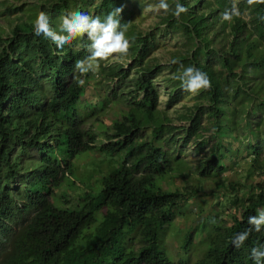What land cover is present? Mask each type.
<instances>
[{"label":"trees","instance_id":"16d2710c","mask_svg":"<svg viewBox=\"0 0 264 264\" xmlns=\"http://www.w3.org/2000/svg\"><path fill=\"white\" fill-rule=\"evenodd\" d=\"M177 2L188 11L179 18L171 11L166 26L181 30L190 48L169 65L174 87L166 106L181 97L183 68L194 66L212 84L180 116L188 121L181 145L194 143L195 164L168 145L166 134L173 140L178 127L158 107L153 78L161 66L147 63L156 41L134 22L142 0H38L0 14L10 25L6 35L0 29V264H188L191 245L200 253L192 264H255L250 250L264 246V226L239 249L230 239L264 209V4L241 0L240 16L226 22L232 0H172L174 8ZM121 7L138 95L123 93L121 81L110 87L127 75L119 65L101 62L98 73L81 76L75 63L90 55L87 37L58 49L33 34L40 11L66 34L61 19L72 11L103 20ZM88 88L93 98L85 100ZM114 104L125 111L100 141L84 125L100 123ZM91 153L115 166L70 204L63 188L73 189L76 160ZM226 171L233 177H223ZM201 193L219 209L186 229L175 261L166 238L181 207ZM196 235L203 238L195 242Z\"/></svg>","mask_w":264,"mask_h":264},{"label":"rangeland","instance_id":"374dc122","mask_svg":"<svg viewBox=\"0 0 264 264\" xmlns=\"http://www.w3.org/2000/svg\"><path fill=\"white\" fill-rule=\"evenodd\" d=\"M23 2L26 3L24 4L26 5L24 6V8H28L29 6L33 7V5L37 4L38 0H0V14L21 5ZM142 2V7L140 9V12L135 17L134 22L137 26V29H139L142 35L149 34L151 38H149L150 41L152 40V38H154V41H156V47L149 55L150 57L147 63L152 67L155 65L161 66V69L154 73L153 78V81L159 91L158 107L160 110L166 112L167 117L170 118V125L178 127V129L173 132L176 134L173 140L170 139V133L166 134L169 140L168 145L170 146L173 155L177 154L180 149L181 153L179 155L188 160V162L195 164L199 160V156H197L196 153L193 152L194 143L191 142L188 145L182 146V130L180 129L182 127L188 126V121L185 119H181L180 116L182 114H187L189 108L196 100L195 95L187 92L185 93V91L181 90L178 86L176 89H180V99L177 102L173 103L170 107L166 106V101L169 93L174 87L173 82L170 80L169 65L174 60L175 55L188 52L190 47L181 30L172 27L168 28L166 26L165 20L166 17L171 13V10L168 13H164L162 10L159 12L150 11L148 10V6L156 5L159 0H142ZM167 2L170 5V9L174 10L172 0H167ZM17 15L19 14H10L9 18L12 21L16 18ZM3 17L4 16H0V29L4 30V35H6L9 32L8 30L10 28V25L4 19L5 17ZM102 64L105 65L104 62H102ZM108 65H119L127 72V75L124 77V79L120 78L119 80L117 79L110 81V87H115L116 82L119 83L118 81H121L119 87L124 89L123 93L128 96L129 93H134L133 89L135 88V86L133 83L136 76L139 74V69L136 68V66H132L133 64L131 56L128 54L126 57H123L119 61H109L107 66ZM93 93V89L88 88V93L86 94L87 97L85 98V100L93 98ZM134 95H138V93H134ZM121 111H125V108L120 105H111L108 107L106 114L101 119L102 121L100 123L92 125L91 122L88 121L87 123H85L84 128H92L93 131L97 133L98 139L100 141H105L103 131L107 127H109L113 119L120 117ZM203 134L205 135L204 139L210 140V135H212L211 127L208 128V130ZM76 165L78 178L74 180L75 182L73 185V189L67 187L63 188L68 193L67 197L69 198L70 204L74 203V200L79 192L85 190L86 187L90 184H94L95 180L99 178L101 174L107 172L110 167L115 166V162L113 160L110 162L107 161V159L99 153H91L81 154L76 160ZM222 175L223 177L230 178L232 176V172L226 171ZM176 184H179V182L177 181ZM63 189H57L56 192L58 194H61ZM219 199L224 202L223 197H219ZM224 205H226V203H224ZM218 209L219 207L214 204L211 195H208L207 193H201L199 196L192 198L181 207V211H179V214L175 218V221L172 225V231L166 238V249L172 259L176 261L179 258V242H181L180 239L186 229L196 225L199 220L207 218L208 215L215 213L216 211H218ZM224 210L225 209H223V211ZM226 210L224 212H226ZM200 238H203V236H200ZM200 238L198 235H196L195 240L197 241L195 242H198ZM196 244L197 243H194L195 247L198 246ZM189 253L190 261L188 264H192L197 256L200 255V253H198V251L195 250L194 246L192 245L189 249Z\"/></svg>","mask_w":264,"mask_h":264},{"label":"clouds","instance_id":"9594fccd","mask_svg":"<svg viewBox=\"0 0 264 264\" xmlns=\"http://www.w3.org/2000/svg\"><path fill=\"white\" fill-rule=\"evenodd\" d=\"M243 2L248 6L264 4V0H243ZM240 3L241 0H232V8L222 13V20L233 22L235 17H239L238 5ZM148 10L157 12L162 10L164 13H168L171 10L172 15L177 18L188 11L179 2L175 4L174 10L170 9L167 0H159L156 5H149ZM122 11V7L115 8L103 20L99 16H90L80 11H72L61 19L60 32L66 34H59L54 31L50 26L49 14L40 11L33 24V34L37 37L42 35L58 49H63L65 45H70L77 38L87 37L90 41L87 46L90 55L85 59L76 61L75 69L81 76L89 72L98 73L101 62H104L105 66H107L109 61H119L129 54L131 43L126 36V27L121 25L120 16ZM259 19L264 21V16H260ZM172 63H179V61L173 60ZM176 79H179L182 82L183 89L192 95H197L201 91H209L212 88L207 74L194 66L183 68L182 74ZM84 83V79L78 80L79 86H83ZM248 224L252 226L250 229L239 232L230 239V243L234 248H241L251 231H261L262 226H264V209L259 210L257 215L250 216ZM250 256L255 264H264V246L251 248Z\"/></svg>","mask_w":264,"mask_h":264}]
</instances>
